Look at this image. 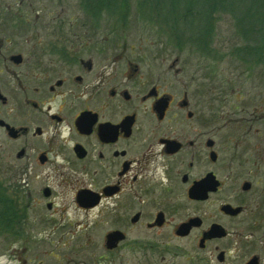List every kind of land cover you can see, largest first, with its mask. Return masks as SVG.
<instances>
[{
    "label": "flooded vegetation",
    "instance_id": "obj_1",
    "mask_svg": "<svg viewBox=\"0 0 264 264\" xmlns=\"http://www.w3.org/2000/svg\"><path fill=\"white\" fill-rule=\"evenodd\" d=\"M80 6L86 20L55 16L51 33L37 32L44 9L16 16L23 51L0 43V130L24 210L85 213L123 264H264V48L237 50L241 75L213 81L112 39L110 0Z\"/></svg>",
    "mask_w": 264,
    "mask_h": 264
},
{
    "label": "rangeland",
    "instance_id": "obj_2",
    "mask_svg": "<svg viewBox=\"0 0 264 264\" xmlns=\"http://www.w3.org/2000/svg\"><path fill=\"white\" fill-rule=\"evenodd\" d=\"M218 1L223 2L111 0V37H120L129 46H140L149 54L162 53V58H177L178 63L204 66L207 79H237L244 62L235 52L264 48L250 31L258 25H252L253 21L264 17V0H258L263 1L258 7L250 0H230L232 9ZM248 4L252 5L250 9L246 8ZM41 9L48 18L43 22L37 18L35 22L47 28L37 32H56L50 29L55 16L67 21L72 16L79 21L87 19L80 0H0V43L4 48L12 46V42H6L10 39L18 51H23L24 37L30 30L23 22L12 20L16 16L29 18ZM117 17H127L126 23H117ZM5 53L8 51L0 53V65L5 62ZM246 76L245 73L241 79L246 80ZM241 103L246 104L245 100ZM0 116H5V108L0 107ZM9 146L0 130V264H123L118 250L109 252L103 245L108 226L96 222L93 227L85 213L68 209L64 213L45 210L33 214L24 210L23 192L13 193L10 189L13 174L8 164ZM87 239L93 244L85 243ZM228 261L230 264L233 259Z\"/></svg>",
    "mask_w": 264,
    "mask_h": 264
},
{
    "label": "trees",
    "instance_id": "obj_3",
    "mask_svg": "<svg viewBox=\"0 0 264 264\" xmlns=\"http://www.w3.org/2000/svg\"><path fill=\"white\" fill-rule=\"evenodd\" d=\"M229 1L230 0H228V1H226L224 3V0H223V2L218 1V3H220L221 5L224 4V7H229L230 9H232L233 6H230L231 3H229ZM110 2H111V0H110ZM250 2L251 3H255L256 7L259 6L258 4H263V1H260V3H258V0H250ZM242 3H244V2H242ZM251 6L252 5H249L248 4L246 8L247 9L248 8L250 9ZM242 21H243V19L241 20V22ZM254 22H255V24H258V25L257 26H254V27L252 26L253 28H250V31H251V33L256 34V36H257V39L256 40L259 41L260 44H263L264 43V29H262V28H264V17L263 18H260L258 20L257 19L254 20L253 23H252V25H254ZM242 25H243V23H242ZM253 31H255V32H253Z\"/></svg>",
    "mask_w": 264,
    "mask_h": 264
},
{
    "label": "water",
    "instance_id": "obj_4",
    "mask_svg": "<svg viewBox=\"0 0 264 264\" xmlns=\"http://www.w3.org/2000/svg\"><path fill=\"white\" fill-rule=\"evenodd\" d=\"M109 239H111V240L113 239L114 240V238H112V237H110Z\"/></svg>",
    "mask_w": 264,
    "mask_h": 264
}]
</instances>
